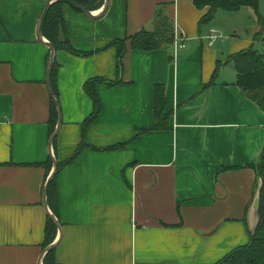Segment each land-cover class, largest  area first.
<instances>
[{
    "label": "crops",
    "instance_id": "crops-1",
    "mask_svg": "<svg viewBox=\"0 0 264 264\" xmlns=\"http://www.w3.org/2000/svg\"><path fill=\"white\" fill-rule=\"evenodd\" d=\"M47 1L0 0V264H44L53 158L69 159L81 141L87 147L56 172L57 264H219L250 243L264 111L227 65L251 42L215 47L221 27L201 24L209 7L193 0H109L105 12L104 4L90 10L97 18L65 4L70 42L89 54L55 52L62 124L54 146L51 51L37 36ZM160 5L185 46L144 51L128 41L118 71L109 43L152 30ZM97 78L101 110L83 137L94 111L85 84ZM157 84L168 129H151Z\"/></svg>",
    "mask_w": 264,
    "mask_h": 264
},
{
    "label": "trees",
    "instance_id": "trees-1",
    "mask_svg": "<svg viewBox=\"0 0 264 264\" xmlns=\"http://www.w3.org/2000/svg\"><path fill=\"white\" fill-rule=\"evenodd\" d=\"M88 10H96L103 6L104 0H73ZM259 0H193L198 7H209L208 12L201 18L200 23L205 24L211 21L219 9L237 10L242 6L258 7ZM65 2L56 0L53 1L48 9L46 19L43 24V36H45L54 46L55 50L64 49L72 54L83 56L89 53L77 51L71 44L67 34L66 21L63 15V6ZM75 8V7H73ZM77 9V8H75ZM79 10V9H77ZM81 11V10H79ZM260 30L256 33L254 39L264 41V18L260 15L258 19ZM61 34L64 38H61ZM175 38V24L169 18L164 10V6L157 7L156 17L154 21V28L152 30L142 29L140 32L133 36L127 37L122 40L112 41L111 45H117L118 58L117 69L121 71L123 68V58L127 48V42L130 41L131 46L135 49L144 51H153L161 48H173ZM253 44V43H252ZM250 45L246 48L240 49L230 54L228 62L235 65L237 70V85L241 87L245 93L256 102L259 107L264 111V55L257 49ZM58 63L55 60L54 68L52 71V84L54 94L59 102V93L56 85ZM100 79H94L85 84V91L94 102L93 113L83 123V137L85 136L86 129L94 122L101 110V103L95 89V85ZM117 84H123L122 81H117ZM60 104V103H59ZM166 106V94L163 84H157L155 88V123L151 129H168L169 128V114L164 112ZM58 122V109L52 99L51 105V119H50V133L52 134ZM50 134V135H51ZM57 137L54 139L53 145L55 146ZM87 147L84 141H81L78 149L73 155L63 161L58 162V169L73 162L78 155ZM256 171L257 177L260 182L259 187V204L258 213L259 220L254 234L251 236V241L247 245L235 249L227 255L219 264H264V237L258 240L253 239L255 235L264 233V147L258 162L252 165ZM57 169V171H58ZM56 174L48 184L47 200L48 204L55 215H57L58 205V186ZM57 224L53 219L48 217L46 223V236L45 241L47 246L51 244L57 233ZM252 241L255 243L251 244ZM46 247V246H45ZM250 248L249 254L243 251L244 248ZM44 264H57L54 257V248L50 249L45 257Z\"/></svg>",
    "mask_w": 264,
    "mask_h": 264
},
{
    "label": "rangeland",
    "instance_id": "rangeland-1",
    "mask_svg": "<svg viewBox=\"0 0 264 264\" xmlns=\"http://www.w3.org/2000/svg\"><path fill=\"white\" fill-rule=\"evenodd\" d=\"M264 18V0L258 1V7L242 6L237 10L225 11L219 9L212 20L216 21L221 28L217 29L218 34L222 37L217 41L215 47L225 46L226 50L229 47V41H235L237 43L251 42L253 47L259 50L264 55V41L254 39L256 33L260 30L258 25L259 16ZM258 26L259 30L254 27ZM257 30V31H255ZM231 36V38H230ZM231 39V40H230ZM250 44V45H251ZM248 45V46H250ZM247 46V47H248ZM226 50H224L226 52ZM227 53V52H226ZM230 72H233V63H229ZM236 70V67H235ZM237 73V70L235 71ZM231 73L228 75H221V80L230 79ZM264 237L263 234H256L253 239L258 240ZM255 243L252 241L251 244ZM243 251L249 254L250 248H244Z\"/></svg>",
    "mask_w": 264,
    "mask_h": 264
},
{
    "label": "water",
    "instance_id": "water-1",
    "mask_svg": "<svg viewBox=\"0 0 264 264\" xmlns=\"http://www.w3.org/2000/svg\"><path fill=\"white\" fill-rule=\"evenodd\" d=\"M53 1H56V0H48L47 1V4L45 6V9L41 15V18L39 20V25H38V40L39 41H43L44 44H46L49 48H50V51H51V54H50V59H49V64H48V73H47V84H48V87H49V90H50V93H51V96H52V99L54 100L56 106H57V109H58V122H57V125L55 127V130L54 132L51 134L50 136V143L51 145L53 144L54 142V139L57 137L58 135V132H59V129L61 127V124H62V111H61V106L54 94V91H53V84H52V71H53V68H54V64H55V48L53 46V44L50 42V41H45L43 39V24H44V21L46 19V15H47V12H48V9H49V6L50 4L53 2ZM59 1H62V2H65L66 4L72 6V7H75L87 14H91L90 10H88L87 8H85L84 6H82L81 4L73 1V0H59ZM108 3H109V0H106L105 3H104V6H103V12L106 11L107 7H108ZM102 12V13H103ZM102 13L100 15H102ZM93 18H97L99 16H93ZM53 162H54V170L52 172V174H50L48 180H47V183H46V186H45V190H44V194H45V207L48 211V216L54 220V222L57 224V226L59 227L60 223L59 221L57 220L56 216L54 215V213L52 214L51 212H49V208H48V200H47V189H48V184L49 182L53 179V177L55 176L56 172H57V168H58V163L56 162V160L53 158ZM57 242L55 243H52L50 245H48L46 248H45V255L46 253L54 248L56 246Z\"/></svg>",
    "mask_w": 264,
    "mask_h": 264
},
{
    "label": "built area",
    "instance_id": "built-area-1",
    "mask_svg": "<svg viewBox=\"0 0 264 264\" xmlns=\"http://www.w3.org/2000/svg\"><path fill=\"white\" fill-rule=\"evenodd\" d=\"M213 38L211 37V40ZM185 44L183 42V40L181 38H178L176 35H175V38H174V42H173V48L175 51H177L178 49L184 47Z\"/></svg>",
    "mask_w": 264,
    "mask_h": 264
}]
</instances>
